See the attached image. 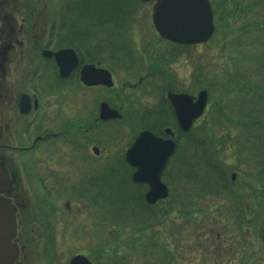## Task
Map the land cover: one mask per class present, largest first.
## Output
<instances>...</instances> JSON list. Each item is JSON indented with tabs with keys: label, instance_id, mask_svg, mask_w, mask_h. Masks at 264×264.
<instances>
[{
	"label": "rangeland",
	"instance_id": "rangeland-1",
	"mask_svg": "<svg viewBox=\"0 0 264 264\" xmlns=\"http://www.w3.org/2000/svg\"><path fill=\"white\" fill-rule=\"evenodd\" d=\"M58 2L59 0H32L30 4H27L26 12L35 8L36 15L32 16L33 21L37 18L43 19L51 10L49 4ZM226 3L229 10L233 2L227 0ZM151 8L152 3H136L127 10L128 16L122 25L125 29V39L119 45L117 44L119 39L114 35L108 38L109 47H105V43L100 46L94 40L89 41V46L86 40L80 37L71 38L81 47L91 49L94 54L100 49L95 61L113 71V86L86 90L87 96L84 102H87V110L92 117L96 113L98 115L99 102L105 100L111 106L121 109L123 115L121 119L101 124V130L95 134L80 131L78 122L69 120L71 132L68 136L66 135L59 142H53L54 140L50 139V143L47 144L50 152L44 154L45 160L43 156L37 159L39 168L34 163L26 168L21 191L26 189L30 193V187L33 185L36 187V177L42 175L44 182L60 188L62 192L60 201L48 200L45 196L36 198L32 195L30 202L26 203L28 215L24 220L34 221L33 224L31 223V232L27 231L28 243H25L33 264H52L50 262L53 258H58L60 264H63L69 253L79 248L84 253L94 255L92 259L99 264H106L102 262V256L100 258L99 255L109 256L111 264H151L152 261V264H157L162 259L164 262L159 264H264V198H262L264 182L258 177L255 179L254 175L258 172V167L256 169L254 165L245 162L246 159L239 152V146L233 145L227 138L223 139L220 135L225 132L221 126L225 125L228 112H222L220 122H216L218 112L215 111L217 106L219 111L220 105L217 104L223 101L224 95L228 93L229 89L225 88V84L228 85L233 80V70L228 74L225 71L226 61L233 48L230 44L234 45L236 52L238 50L243 55L251 52L245 45V41L243 43L233 38L241 34V30L239 31L241 22L235 19L243 18V16H223L225 13H219L222 11V5H220L217 14L214 10V21L217 24L212 36L206 42L192 48H183L161 39L152 23ZM21 9L18 8L17 11L21 15L15 16L18 26L28 24L22 20L26 12ZM248 36L251 37L253 34ZM23 41V48L19 49L16 45L10 55L13 57L14 53L15 56L13 57L15 61L9 66V75L13 79L7 86L10 93L21 91L28 86L27 78L31 75L37 59L36 51L33 52L34 54L30 52L31 41L27 42V37ZM111 41L116 44L115 50L113 45L110 46ZM130 48L135 53V60L130 51L132 65L130 69L123 66L129 69L125 71L119 68L120 59L126 58L127 50ZM110 58L113 63H110ZM243 64L242 70L254 69L253 66ZM48 72H50L49 77L45 75ZM48 72L42 75L45 81L37 83L46 92L44 96L54 101L53 98H59V96L54 95L55 91L50 87L56 84L57 78L51 69ZM3 86H5L4 83ZM170 86L174 91H186L193 95L201 89L208 91L207 106L194 124L193 136L198 127L208 131L212 129L213 132L219 133L218 139L223 140L221 143L217 141L219 148L216 150V147H212L210 152L216 151L221 162L235 168L233 170L237 172L235 179L231 177L233 171L229 170L227 175L234 193L222 191L220 194L197 193L198 185L196 186L195 182L193 183L185 176L186 172L193 175L196 168L200 169L196 163L202 154L194 156L193 145L190 147L189 155L183 150L178 154L181 161L182 156L184 157L186 164L174 161L172 165L170 164V173H167L169 180L176 184L175 187L172 185L173 189H177L175 193L181 194L182 197L181 202L177 203L179 206L176 210L169 207V200H161L155 205L148 206L144 199V193L148 187L136 182V184L132 183L131 172L123 162V152L138 132L135 120L130 117L139 115V111L146 107H153L158 96H161L159 93ZM62 97L65 100L78 101L77 95L72 90L63 92ZM82 111L85 112V109ZM135 113L137 115L133 116ZM68 114H70L69 111ZM75 117L78 119L77 115ZM85 117L89 119L86 115ZM167 120L169 126L175 129V120L172 115L167 117ZM157 121L159 120H153L154 123ZM56 123L58 122H53V125ZM11 140L13 141V137ZM225 141L229 145L224 147ZM55 144L59 145L58 149L61 146L67 147L73 150V153H61L54 148ZM95 145L100 150L98 154L93 150ZM53 150L57 155L53 154ZM70 153L73 155L70 159L71 166H67L65 161ZM11 154L18 155L14 152ZM83 156L85 164H79L83 161ZM32 158L36 160L35 155ZM52 161H56L59 165L55 163L52 166L51 164H54ZM18 162L23 164L20 158ZM91 162L93 167H88L87 165ZM79 166L87 167L78 170ZM90 172L91 176L88 175ZM73 183L78 189L70 187L68 190L67 185ZM193 188L197 195L186 203L190 195H194ZM73 189L78 196L82 197V202L85 204L79 205L80 202L76 199L78 196L70 192ZM210 190L218 192L214 190L213 185ZM70 198L72 201L69 200ZM182 201L187 205L180 209ZM82 207L87 209V214ZM143 208L151 212L154 217L158 215L157 221L151 218ZM232 210L239 214L240 225L236 227L233 219V226L229 228L226 225L228 223L226 216L230 217ZM75 213L78 214L77 223L73 224L76 220ZM81 220H84V227L79 226ZM73 225L78 232V234L71 233L74 238L68 233L55 235L57 227ZM49 228H52L51 233ZM67 230L70 231V229ZM78 242L82 244L79 245ZM57 244L63 245L62 248L59 249ZM151 245L154 247L160 245L162 252L155 249V255L147 260L146 251Z\"/></svg>",
	"mask_w": 264,
	"mask_h": 264
},
{
	"label": "trees",
	"instance_id": "trees-1",
	"mask_svg": "<svg viewBox=\"0 0 264 264\" xmlns=\"http://www.w3.org/2000/svg\"><path fill=\"white\" fill-rule=\"evenodd\" d=\"M226 1L212 0L215 14H217L219 6L222 5V11L219 13H225L223 16H243V18L235 19L241 22L239 28L241 34L233 38L243 43L245 41V45L251 52L243 55L238 50L236 52L234 45L230 44L233 48H231L226 61L225 71L228 74L233 70V80L232 83L225 84V88L229 90L224 95L225 99L217 104L220 106L219 111L218 106L215 110L218 112L216 122H220V116H223L222 112H228L227 123L224 122L225 125L221 126L225 132L224 134L220 133V135L223 136V139L227 138L233 145L239 146V152L243 154L246 159L245 162L254 165L256 169L258 167V172L254 175L255 179L258 177L260 181L264 182V0H231L233 3L229 10ZM137 2L138 0H73L74 5L69 9V12L73 13L72 16L71 14L68 15L67 11H63L61 17L64 16L65 12L64 18L71 16V20H73V15L87 18L89 22L83 26L85 34L94 35V31L98 28L101 35L108 34L111 36L110 33L113 32L115 37L121 39L120 29L128 16L126 15L127 10L134 4L136 5ZM68 23L69 25L71 23L70 27L73 31L67 26ZM78 26V22L64 23L61 26V32L63 35L66 32L82 35L83 32L78 30ZM252 34L253 36H248ZM243 63L250 67L253 66L254 69L252 71L247 68L242 70ZM209 130L198 127L196 141L193 139L192 132L186 134L185 137L183 152L186 151L189 155L191 153L190 145L195 143L196 155L202 154L200 157L198 156L199 159L196 163L200 169L197 170L196 168L193 179L208 191H211V185H213L216 191L226 189L227 192L234 193L229 185L227 174L229 170L232 171L235 168L221 162L216 151L210 152L212 147H216L217 150L219 148L218 142L221 143L223 139L219 140V133L213 132L212 129ZM231 134L232 136H230ZM227 144L225 141L223 146L225 147ZM182 162L186 164L183 156ZM236 164L238 165V163ZM245 212L247 215V211Z\"/></svg>",
	"mask_w": 264,
	"mask_h": 264
},
{
	"label": "water",
	"instance_id": "water-1",
	"mask_svg": "<svg viewBox=\"0 0 264 264\" xmlns=\"http://www.w3.org/2000/svg\"><path fill=\"white\" fill-rule=\"evenodd\" d=\"M147 1V0H144ZM153 20L160 34L168 39L182 43H194L207 40L213 33V13L209 0H156L153 6ZM70 50H61L54 55L60 65L62 75H67L63 57ZM75 66V65H74ZM82 79L87 84L105 83L111 84L110 74L105 69H96L86 66L82 71ZM172 102L175 106L177 117L183 126L188 129L193 119L199 117L206 105L207 94L200 92L198 100L186 94H173ZM117 110L107 104L102 105V118L118 116ZM129 159L139 166L135 173V179L148 182L151 185L146 198L150 203L167 194V189L161 182L160 176L165 165L167 143L155 138L150 132H142L134 147L130 150ZM134 154V155H133ZM133 157L131 158V156ZM145 167L143 164H145ZM9 179L6 170L0 166V264H14L17 258V249L12 239L15 236L14 206L10 199L3 196ZM72 264H90L84 256L78 258Z\"/></svg>",
	"mask_w": 264,
	"mask_h": 264
},
{
	"label": "flooded vegetation",
	"instance_id": "flooded-vegetation-1",
	"mask_svg": "<svg viewBox=\"0 0 264 264\" xmlns=\"http://www.w3.org/2000/svg\"><path fill=\"white\" fill-rule=\"evenodd\" d=\"M22 26L19 29H16V32L10 37L11 45L13 48L17 45L20 48H23L24 39H18V33L21 31ZM4 46L5 53L7 51L8 43L3 45L0 43V49L2 50ZM62 47H49L51 50H58ZM3 53V51H1ZM79 56V64L75 67V69L69 74L68 77L63 78L60 76L58 72V67L56 65L54 57L50 56L46 60L47 66L51 69L54 76H56V84L53 85L52 89H54V95H58L59 98H53L54 101H50L47 97H45V91L30 93L27 91L29 97L24 99V104L21 103V94L23 91L15 92L13 95L8 92V89L2 87L0 90V125L2 129L1 138H0V161H7V157L10 156L9 152L17 153V160L20 155L25 154L26 152H30L34 147H38V143H46L49 138H60L63 137L69 128L67 123H69L70 117L74 122H78V127L83 131H88L92 126L88 125V128H85L86 117L84 113H80L79 101H86V90H95L100 85L96 86H87L80 80V72L82 67L86 63H94L99 64L100 62L85 60L84 56L79 53L78 49H76ZM11 54V53H10ZM10 54L8 55L9 62L12 63L13 57L11 59ZM23 58V55L21 56ZM18 61L16 60V63ZM70 62H68V65ZM10 70V69H9ZM37 71L40 69L37 67ZM50 75V74H47ZM71 80H77V85H75V81L70 84ZM7 82V79H6ZM8 84V83H7ZM62 86L64 88H62ZM33 88L36 89V85L33 84ZM72 90L76 95L78 101H70V99H64L62 97L63 92H69ZM75 90H78L77 93ZM46 98H44V97ZM101 102V101H100ZM99 102V103H100ZM82 104V103H81ZM99 107V106H98ZM66 111H71L72 113L66 114ZM77 115L78 119L75 117ZM68 116H70L68 118ZM90 120H94L95 123L93 127H97L102 121L100 118H97V113L92 117V114L89 115ZM77 119V120H76ZM113 122V120H110ZM53 122H58L60 124L57 127L58 123L53 125ZM66 127V128H65ZM58 128V129H57ZM23 131L22 134H25V142H22L21 135L17 136L18 133ZM15 134V136H14ZM14 136V141L11 140V137ZM17 137V138H16ZM33 138V139H32ZM31 139V140H30ZM28 140H30V146L23 145ZM21 142L23 144H21ZM3 157V158H2ZM4 159V160H3ZM10 160V158L8 157ZM19 221V217H18ZM22 220H20V224ZM21 264H22V260ZM19 264V262H18Z\"/></svg>",
	"mask_w": 264,
	"mask_h": 264
}]
</instances>
